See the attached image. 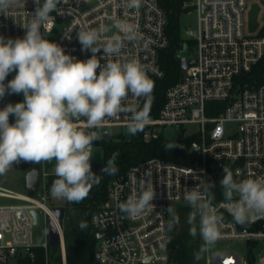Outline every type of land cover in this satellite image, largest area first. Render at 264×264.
<instances>
[{
    "label": "built area",
    "instance_id": "obj_1",
    "mask_svg": "<svg viewBox=\"0 0 264 264\" xmlns=\"http://www.w3.org/2000/svg\"><path fill=\"white\" fill-rule=\"evenodd\" d=\"M43 0H41V3ZM246 0H182V12L195 13V28H185V40L192 41L186 55V68L180 79L168 86L163 105L157 116L150 115V123L140 132L145 143L160 136L169 142L179 133L189 136L187 147L190 163H178L151 157L129 167L125 174L109 184L104 200L91 213L89 220L97 242L95 259L99 264H169L166 209L173 204L185 205L186 190L205 181L219 183L224 167L233 172L234 179L264 177V71L262 81L249 76L264 57V36L244 33L243 12ZM59 7L63 14L51 13L54 20L44 26L45 38L59 44L65 53L78 59L91 57L82 51L78 41L80 29L100 24L121 23V31L135 27L142 39L129 43L121 59L135 58L151 69V79H160L164 71L159 67L160 53L169 44L166 33V12L157 0H143L139 11L124 7V0H67ZM36 4L34 0H17L7 15L0 14V33L7 38H23ZM115 31V29H113ZM111 35V33H109ZM97 57L103 52L96 54ZM101 59V63H105ZM99 71V70H98ZM10 95L0 98V109L9 103ZM129 96V104H140ZM128 114L108 119L95 129L102 141L103 131L126 127ZM10 123H15L9 119ZM84 127V120L77 121ZM188 126H193L187 131ZM167 128L175 130L174 135ZM114 135V134H112ZM131 135H128L130 137ZM55 162L37 164L38 185L35 191L18 192L0 184V264L9 260L19 264L22 259L33 261L36 250L43 248L46 264L49 256L47 225L54 221L60 237L57 252L61 264H66L63 226H60L46 205L51 199L47 189L48 177L54 173ZM147 172L155 189L154 207L141 217L130 219L119 210V203L138 194ZM219 195V196H218ZM213 204L224 217L219 240H239L247 244V258L232 250L205 254V264H264V253L254 255V246L264 242V218L256 217L245 227L236 224L227 212L222 189H214ZM41 210L45 221V242L37 245L32 237L35 226L31 211ZM38 219V215H37ZM218 240V241H219Z\"/></svg>",
    "mask_w": 264,
    "mask_h": 264
},
{
    "label": "clouds",
    "instance_id": "obj_2",
    "mask_svg": "<svg viewBox=\"0 0 264 264\" xmlns=\"http://www.w3.org/2000/svg\"><path fill=\"white\" fill-rule=\"evenodd\" d=\"M67 0H34L36 8L30 22L23 27V38H5L0 35V98L5 95L22 94L23 101L9 103L0 109V176L5 175L14 164L21 162L54 164L57 177L50 189L53 199L80 203L94 186L101 183L102 176L92 171L94 141L100 136L95 129L103 127L108 119L128 114L127 133L136 135L150 123V105L154 81L149 69L135 58L121 59L129 43L142 39L135 27L114 21L111 25L100 24L95 28L80 29L78 41L82 51H90L91 57L78 60L65 53L57 43L45 38L42 29L54 20L53 12L62 15L59 7ZM143 0H124V7L139 11ZM17 0H0V14L7 15ZM115 29V31L113 30ZM111 33V35H109ZM103 55L97 57V53ZM186 50V49H185ZM177 58L183 61L182 53ZM101 59L106 62L101 63ZM99 70V71H98ZM15 72L13 79L6 77ZM144 99L143 106L129 104V96ZM14 115L15 123L9 122ZM84 120V127L77 121ZM180 147L168 143L169 151ZM117 153H113L102 169V174L114 176ZM219 185L227 212L233 221L245 227L254 218H264V177L242 181L234 179L233 172L224 167ZM138 194L119 203V210L130 219H136L154 207L155 189L151 172ZM213 182L205 181L186 190L184 200L192 211L188 216L189 234H199L203 241L200 252L206 253L221 238L224 217L214 206ZM170 219L168 231L178 223V216L171 207L166 209ZM198 220V223H197ZM87 223L81 221L84 230ZM198 258V254H197ZM141 259V264H145Z\"/></svg>",
    "mask_w": 264,
    "mask_h": 264
},
{
    "label": "trees",
    "instance_id": "obj_3",
    "mask_svg": "<svg viewBox=\"0 0 264 264\" xmlns=\"http://www.w3.org/2000/svg\"><path fill=\"white\" fill-rule=\"evenodd\" d=\"M159 5L166 12L167 26L166 33L169 39L168 46L160 53L159 67L164 71V76L160 79H152L155 87L152 94L150 105V115L157 116L162 107L164 94L168 86L176 83L181 75L180 69L181 60L177 58L178 53L186 54L185 45L188 47L193 45L192 41H187L180 36L179 30V15L182 11V0H157ZM257 36H264V24L261 26ZM251 74L258 82H261L262 72L264 71V57L253 67ZM15 72L10 73L6 77L5 83L13 79ZM264 78V76H263ZM23 101L22 94H11L9 103L15 104ZM144 103V102H143ZM142 103V104H143ZM143 106V105H142ZM9 119L15 122L14 115H10ZM175 141L169 142L163 136L152 140L151 143H145L140 137V132L130 137H125L122 134L116 135L110 141L102 139V163L98 166L92 165V171L97 175H101V183L94 186L88 197L80 203H69L65 200L64 208L67 211L79 212L78 217L80 222L87 223V228L81 230L79 224L72 220L69 226H63V237L65 238V253L66 264H99L95 259L94 247L96 238L93 236L91 221L89 220L94 209L104 200L107 192L108 184L119 175L125 174L129 167L135 163L149 159L151 157H160L164 160H170L181 164L190 163V153L187 152L188 144L191 140L189 136L177 135ZM168 143H177L180 147L173 148L167 151L164 146ZM113 153H117L116 166L119 171L114 176L102 174V169L107 160L111 158ZM37 164L34 168H37ZM57 177L51 173L48 177L47 189L50 191L53 181ZM220 187L219 183L215 188ZM214 188V189H215ZM221 188V187H220ZM214 189L212 192L214 193ZM219 196V195H218ZM217 196H215L216 198ZM178 216V223L171 231L167 230L168 234V252L170 259L175 261V264H199L200 261V236L194 238L189 234L190 225L188 224V216L192 211L188 204L172 206ZM170 219V216H169ZM79 222V223H80ZM198 223V220H197ZM75 226V230L72 227ZM47 264H61V257L58 252L48 253ZM198 254V258H197ZM19 264H46V257L43 248L36 250V258L31 261L28 258L22 259Z\"/></svg>",
    "mask_w": 264,
    "mask_h": 264
},
{
    "label": "rangeland",
    "instance_id": "obj_4",
    "mask_svg": "<svg viewBox=\"0 0 264 264\" xmlns=\"http://www.w3.org/2000/svg\"><path fill=\"white\" fill-rule=\"evenodd\" d=\"M246 6L243 12V20H244V33L247 36H257L261 26L264 24V0H246ZM195 13L192 12L191 14H186L181 11L179 15V30L180 36L185 37V28L191 27L195 28ZM0 35H2L0 33ZM9 104V103H8ZM193 126H188V130H192ZM167 133L169 135H174L175 130L172 128H167ZM112 138H115L116 135L122 134L125 137H128L126 127L123 128H113L111 130ZM178 137V136H177ZM175 136L174 141L177 139ZM103 155H102V146L101 144H94L93 146V157L91 160V164L98 166L102 163ZM37 163L31 162H21L19 164H14L13 167L3 176H0V184L4 187H8L12 190H16L18 192H27L25 190V175L28 170L34 168ZM7 202L6 200L0 199V204H4ZM65 200H56L51 197L48 201H46V205L50 208L55 206H62L64 207ZM182 205V204H173L172 206ZM38 224L32 227V237L34 239V243L40 245L41 243L45 242V221H44V214L41 210H37ZM94 236V233H93ZM97 242V240H96ZM95 242V245H96ZM203 245V241L200 238V246ZM254 255L257 257L264 253V242L258 241L255 243L254 246ZM225 248L232 250L233 252L237 253L241 258H247V244L243 241L239 240H219L216 245L209 251L210 256H212L214 251H224ZM205 254L200 252V261L199 264H205ZM8 264H15V261L9 260ZM169 264H175V261L171 258ZM212 264V263H211Z\"/></svg>",
    "mask_w": 264,
    "mask_h": 264
},
{
    "label": "water",
    "instance_id": "obj_5",
    "mask_svg": "<svg viewBox=\"0 0 264 264\" xmlns=\"http://www.w3.org/2000/svg\"><path fill=\"white\" fill-rule=\"evenodd\" d=\"M183 61L180 63V69L183 70L186 68V54H183ZM103 138H105L107 141H110L112 139V134L109 131H103L102 133ZM25 190L27 191H35L38 185V174L36 168H32L25 172ZM51 213L53 214L55 220L58 222L60 226H69L70 225V219L69 217H64L65 208L62 206H55L50 209ZM33 218L34 225H37V213L35 211L30 212ZM73 230H75V226L72 227ZM95 238H100L98 234L94 235ZM47 238H48V248L49 252H57V248L59 246L60 237L58 234V229L50 218L48 219V225H47ZM65 242V238H64Z\"/></svg>",
    "mask_w": 264,
    "mask_h": 264
},
{
    "label": "flooded vegetation",
    "instance_id": "obj_6",
    "mask_svg": "<svg viewBox=\"0 0 264 264\" xmlns=\"http://www.w3.org/2000/svg\"><path fill=\"white\" fill-rule=\"evenodd\" d=\"M78 215H79V212L74 211V210H72V211L65 210V213H64V217H69L71 222H72V220H74L76 223L79 224L80 220H79V218H76V217H78ZM71 222H70V224H71Z\"/></svg>",
    "mask_w": 264,
    "mask_h": 264
}]
</instances>
